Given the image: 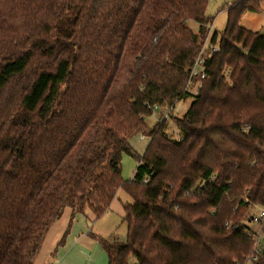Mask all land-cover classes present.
Instances as JSON below:
<instances>
[{
    "label": "trees",
    "instance_id": "16d2710c",
    "mask_svg": "<svg viewBox=\"0 0 264 264\" xmlns=\"http://www.w3.org/2000/svg\"><path fill=\"white\" fill-rule=\"evenodd\" d=\"M261 2L228 6L170 139L147 119L189 97L208 0H0V264H34L67 214L58 250L119 190L126 238L93 234L108 264H264V250L249 260L264 232L249 212L264 207V34L240 25ZM123 154L138 161L129 182Z\"/></svg>",
    "mask_w": 264,
    "mask_h": 264
},
{
    "label": "rangeland",
    "instance_id": "374dc122",
    "mask_svg": "<svg viewBox=\"0 0 264 264\" xmlns=\"http://www.w3.org/2000/svg\"><path fill=\"white\" fill-rule=\"evenodd\" d=\"M235 1L236 0H208L207 12L208 15L212 18L211 19L212 25L210 26L211 29L210 35L211 33L213 34L215 32L220 34L224 30L228 19V11H227L228 6ZM260 7L261 10L259 12H246L240 20V25L245 27L246 29L252 30L254 32L258 31L264 34V0H262ZM189 24L194 31H197L196 23L191 21ZM228 72L229 70L228 71L226 70L225 74L227 75ZM200 87L201 84L196 83V85H193L192 88L190 89L191 92L189 94V97L176 103L175 113L179 118L183 117L185 112L188 109H190L189 107L192 104L195 97L197 96V94L199 93ZM147 122L152 128L156 126V123H158L156 122L154 117L148 118ZM175 123L176 122L174 119H168L164 127V132L170 139H174V138L177 139L180 138L181 136V130ZM131 143L134 150L139 155H143L149 143V138L143 135H137L133 138ZM137 164L138 161L135 157L129 154H123L122 177L124 180L129 182L130 180L133 179V174L137 167ZM132 202H133L132 198L124 190H119L117 193V197L112 203L110 209L102 217H100L97 221L96 220L91 221L90 219L87 220L88 230H91L92 232H94L103 239H110L113 235H115L120 240H124L126 238L127 227L126 224L123 222V218L125 216L124 213L125 211L123 207L125 204ZM255 211H256L255 207L253 206V208L250 209L249 212L254 213ZM66 218H67V214L61 220L57 221L56 224H54L50 229V232L47 235L46 241L40 252V256L39 258H37V261L40 259L38 262H40L44 256L50 258L51 256L53 258L55 257L54 255L56 250L55 244L60 238V233L64 229V225L66 224ZM64 220L65 223L63 224ZM80 228H82V225L79 226V229ZM97 245L99 246L97 248H95L93 245L87 247L88 251L86 253L78 252L73 254L74 256H72V254L69 255L67 257L68 258L67 263L68 264H108V257L105 250L103 249L100 242H98ZM60 248H58V250ZM60 251H62V249H60ZM62 254L66 255V250L63 251ZM50 260H48L46 264H49ZM55 260H56L55 263L57 262L59 264H64L62 262V255L60 257L57 256Z\"/></svg>",
    "mask_w": 264,
    "mask_h": 264
},
{
    "label": "built area",
    "instance_id": "2783aa9c",
    "mask_svg": "<svg viewBox=\"0 0 264 264\" xmlns=\"http://www.w3.org/2000/svg\"><path fill=\"white\" fill-rule=\"evenodd\" d=\"M210 38V37H209ZM208 38V41L210 42ZM211 39V38H210ZM207 41V43H209ZM206 43V47L201 51V53L199 54V56L197 57V59L195 60L194 64L192 65V68L190 70V78L189 79V84H188V88L187 91L190 93L191 92V88L193 85H196V83H200V82H195V78H200V79H204L206 77V58L204 57V53L205 50L209 49V46H207L208 44ZM211 51V53H215L217 52L218 49V45H212L209 49ZM200 89V88H199ZM176 106L175 105H164L162 108L158 105H156L153 109V115L152 117H154V119H156V121L158 123H156L159 126H161V124H163L164 122L168 121V119H171V114L174 113L175 116L176 113ZM254 217H252L251 220V224L258 227V228H263L264 227V207H258L255 214L253 215ZM251 239L255 244V248L254 251L252 252L251 256L249 257L250 261H255L257 260L260 255L262 254L263 250H264V232L263 230H259V231H254L251 234ZM52 264H56V263H52Z\"/></svg>",
    "mask_w": 264,
    "mask_h": 264
},
{
    "label": "crops",
    "instance_id": "0c3cea01",
    "mask_svg": "<svg viewBox=\"0 0 264 264\" xmlns=\"http://www.w3.org/2000/svg\"><path fill=\"white\" fill-rule=\"evenodd\" d=\"M212 35L213 34L211 33L210 36H212ZM180 138H181V136H180ZM87 220H88L87 216L82 215V213L81 214H77L76 218H75V221H74V223H73V225L71 227L70 233H69V235H68V237H67V239L65 241V245L60 248V249H62V251H60V249L56 250L55 254H54L55 255L54 258L52 256H51V258L44 256L43 259L40 262H38L40 259L38 261L36 259L34 264H38V263L39 264H41V263L42 264H46L48 262V260H50V259H52V260H50L49 264H52V263H55V261H56L55 259L57 258V256L60 257L61 255H62V262L64 264H68L67 263V259H68L67 257L69 255L72 254V256H74L73 254L78 253V252L86 253L88 251L87 247H89L91 245H93L95 248L99 247L97 245L98 242L96 241V239L94 240V238H93V234H95V233L92 232L91 230H88V221ZM67 221H68V217L66 218V224H67ZM64 223H65V220L63 221V224ZM66 224L64 225L63 231L60 233V238L62 237L63 232L65 231ZM81 225H82V228L79 229V226H81ZM95 235H97V234H95ZM60 238L58 239V241L60 240ZM58 241H57V243H58ZM57 243L55 245H57ZM65 250H66V255L62 254L63 251H65ZM38 254L39 255H38L37 258H39V256H40V253H38ZM56 264H59V263L56 262Z\"/></svg>",
    "mask_w": 264,
    "mask_h": 264
}]
</instances>
